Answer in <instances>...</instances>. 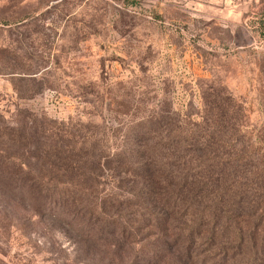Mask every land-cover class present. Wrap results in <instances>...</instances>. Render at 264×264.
Masks as SVG:
<instances>
[{
  "label": "rangeland",
  "instance_id": "374dc122",
  "mask_svg": "<svg viewBox=\"0 0 264 264\" xmlns=\"http://www.w3.org/2000/svg\"><path fill=\"white\" fill-rule=\"evenodd\" d=\"M218 94L240 108L242 138L262 145L264 0H0V120H62L111 150L134 121L167 109L199 120ZM88 168L75 187L110 217H133L128 176ZM161 212L162 232L138 223L135 242L84 241L0 188V264H200L212 243L202 233L184 256L175 234L191 221ZM231 256L249 264L252 254Z\"/></svg>",
  "mask_w": 264,
  "mask_h": 264
},
{
  "label": "trees",
  "instance_id": "16d2710c",
  "mask_svg": "<svg viewBox=\"0 0 264 264\" xmlns=\"http://www.w3.org/2000/svg\"><path fill=\"white\" fill-rule=\"evenodd\" d=\"M167 110L131 123L111 150L96 145L91 135H74L62 120H51L48 128L35 119L14 125L0 120V188L27 199L37 214L84 241L111 238L129 244L136 241L135 224L162 232L160 220L167 214L161 210L179 212L191 221L184 233L175 234L184 256L204 233L212 246L200 264H227L235 251L252 254L249 264H256L255 253L264 255V143L242 138L240 108L226 94L207 104L199 120ZM89 161L128 176L132 200L123 206L133 207V217H110L75 187L90 178ZM252 218L260 220L258 227H240V221ZM212 236L232 243L214 246Z\"/></svg>",
  "mask_w": 264,
  "mask_h": 264
}]
</instances>
